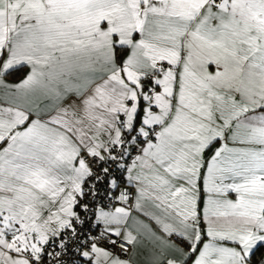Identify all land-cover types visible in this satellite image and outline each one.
I'll return each mask as SVG.
<instances>
[{
  "label": "snow or ice",
  "instance_id": "snow-or-ice-1",
  "mask_svg": "<svg viewBox=\"0 0 264 264\" xmlns=\"http://www.w3.org/2000/svg\"><path fill=\"white\" fill-rule=\"evenodd\" d=\"M0 264H264V0H0Z\"/></svg>",
  "mask_w": 264,
  "mask_h": 264
}]
</instances>
